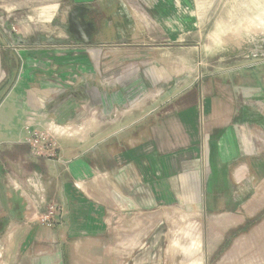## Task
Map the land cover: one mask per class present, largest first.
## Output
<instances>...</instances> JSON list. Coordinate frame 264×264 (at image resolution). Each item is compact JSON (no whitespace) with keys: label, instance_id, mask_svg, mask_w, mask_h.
<instances>
[{"label":"crops","instance_id":"obj_1","mask_svg":"<svg viewBox=\"0 0 264 264\" xmlns=\"http://www.w3.org/2000/svg\"><path fill=\"white\" fill-rule=\"evenodd\" d=\"M34 8L0 0V233L14 231L12 263H236L240 227L264 207V101L256 142L248 108L240 123L215 76L206 91L148 102L136 62L142 14L155 9L141 0ZM37 122L67 140L62 163L30 154ZM51 201L47 226L38 216Z\"/></svg>","mask_w":264,"mask_h":264},{"label":"rangeland","instance_id":"obj_2","mask_svg":"<svg viewBox=\"0 0 264 264\" xmlns=\"http://www.w3.org/2000/svg\"><path fill=\"white\" fill-rule=\"evenodd\" d=\"M34 1L33 7L26 0H4V3L36 12L34 7L50 0ZM141 5L155 9L142 14V27L148 34L143 40L145 61L136 62L139 70L146 73L142 84L147 86V101L162 102L192 84L206 91L207 78L215 76L216 82L225 88L222 92L236 98L234 113L240 123L241 108H248L252 140L259 141L263 136L257 109L260 110L258 99L264 101V0H141ZM116 62L103 64V68L108 66L109 71L115 64L121 67L124 61ZM248 86L251 89L247 90ZM201 139L202 142L204 135ZM67 145L66 139H57L62 157L67 154ZM205 188L207 197L211 189ZM203 191L204 186L199 193ZM46 210L47 205L41 214ZM241 230L246 244L239 245L243 253L235 254L234 264H264V207ZM8 231L6 228L0 233V264H13L16 254V242L11 247L14 231Z\"/></svg>","mask_w":264,"mask_h":264},{"label":"built area","instance_id":"obj_3","mask_svg":"<svg viewBox=\"0 0 264 264\" xmlns=\"http://www.w3.org/2000/svg\"><path fill=\"white\" fill-rule=\"evenodd\" d=\"M27 128H29V126H27ZM27 134L28 136L25 138V142L27 143L30 149V154L33 157H44L53 162L62 163L60 149L57 147L58 137L49 129L47 123L37 122L32 128L28 129ZM35 176L37 178L40 177L39 174H35ZM28 183L31 186H36L38 180L35 181V179L31 177L28 178ZM59 209L60 208L54 203L48 204L46 212L38 216V221L47 226H52V217Z\"/></svg>","mask_w":264,"mask_h":264}]
</instances>
